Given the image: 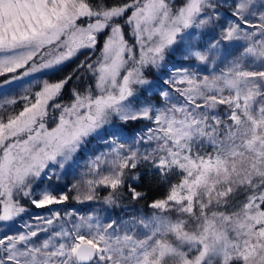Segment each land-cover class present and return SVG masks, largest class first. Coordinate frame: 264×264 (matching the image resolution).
Masks as SVG:
<instances>
[{
  "label": "snow or ice",
  "instance_id": "snow-or-ice-1",
  "mask_svg": "<svg viewBox=\"0 0 264 264\" xmlns=\"http://www.w3.org/2000/svg\"><path fill=\"white\" fill-rule=\"evenodd\" d=\"M78 55L94 87L58 102ZM9 74L0 90L29 86L18 112L17 98L0 100V222L11 230L25 202L50 215L0 235V264H264V0H0ZM92 140L107 150L59 190ZM145 180L168 186L151 216L105 223L51 207L96 201L101 187L107 205L144 200Z\"/></svg>",
  "mask_w": 264,
  "mask_h": 264
},
{
  "label": "rangeland",
  "instance_id": "rangeland-1",
  "mask_svg": "<svg viewBox=\"0 0 264 264\" xmlns=\"http://www.w3.org/2000/svg\"><path fill=\"white\" fill-rule=\"evenodd\" d=\"M175 2V0H174ZM223 11V10H221ZM131 12L129 11L126 15H130ZM201 30H197V32H199ZM204 31H207L206 29ZM131 29L127 26H125V37L126 39L129 40V42H132L133 38L131 36ZM203 39H207V37H203ZM102 43H103V40H102ZM102 43L99 47V50H97L95 53L92 52L91 50H86V54L88 57H92L91 60H88V63H93L95 62L100 56H101V51H100V48L102 47ZM175 57L177 58H180L182 59V57L180 55H176ZM84 58H86L85 55H82V59L81 60H84ZM176 63V65L179 67L180 65H183L184 67H188L189 65L191 64H194V61H188V60H182L180 62H177L176 60L173 61ZM218 71V69H217ZM88 76L90 77V79L92 80V83L91 85L94 87V77H93V74L87 70V68L82 72V77L80 80L79 83L80 84H84L86 85V82L83 81L84 77L85 76ZM202 74H208V73H202ZM10 75L7 76V77H0V85L3 84V81L6 79V78H10ZM38 78H39V74H35ZM149 80H152L151 78L147 77ZM26 80H30L31 78H25ZM19 83V82H17ZM29 85L28 84H23L19 87H14L10 92H9V89L8 87L6 86L5 88H3L2 90H0V100H3L5 98H12V97H15L18 99V103L17 105L14 106L15 110L18 112L20 111L23 106H24V101L20 100L19 97L21 95L24 94V89L26 87H28ZM146 87V86H145ZM167 87V86H165ZM178 87H184V85H178ZM31 88H32V92L34 93L36 90H38V88L36 87V82L35 81H32L31 83ZM88 87H83L82 89H80V91H83L85 89H87ZM5 93L7 95H5ZM147 95H150L152 97V95H154L153 93L149 92L147 93ZM72 99V92L70 94V96H68L67 98H64V96L62 95L59 99L58 102H62V103H69ZM50 113H51V110H50ZM58 114V113H56ZM119 123V122H117ZM143 123V125H146V126H151L148 124V122H141ZM147 129V128H146ZM146 131V130H145ZM99 141V140H98ZM104 147L103 148H99L97 151H93L91 150L90 151V154L87 155V157L89 158L93 153L95 154H99L100 152H103V151H106V146L104 144V142L102 141ZM89 146V145H87ZM88 148V147H87ZM86 150H84L83 152L81 153H78L77 154V157H76V164L75 165H72L71 167L67 166L66 165V170H67V176L64 177L63 179H61L60 181H53V184H55L57 186V188L59 190H62V191H67L68 190V187L71 186V183H74L76 179H78V176H79V173L82 172V171H85L86 168H85V165L87 163V160H83L81 158H84L86 157L84 155V152ZM87 153V152H86ZM71 164V162H70ZM68 186V187H65V186ZM101 189H104V188H99L98 189V197L99 199H97L96 201H91V202H85L83 205H80L79 203H76L75 201H72L71 200L66 204V206H69V207H66L67 209L71 210V209H77L78 206H80L82 208V210H85L84 212L83 211H79V213L81 215H86V214H90V213H93L95 212L98 216L103 214V212H105L108 216L110 215H113L111 217V219H117V218H122V219H129L131 218L133 215L135 216H151L153 210H150V211H147L145 214L139 212L137 215L135 214V210L132 208V206L130 205H126L125 209L124 210H117L116 214H113L110 210L113 209L114 205H107L104 203L103 201V197L106 196L108 193L106 191H100ZM65 206V205H63ZM61 208H64V207H61ZM78 210V209H77ZM109 211V212H107ZM37 215H50L49 213H46V214H34L33 216L31 215H28L27 213L23 215L22 218H17V220L15 222H9V223H13L14 224V227L11 228V230H9V227L7 224H5L4 222H0V235H2L3 233L5 232H8V234H15L17 231H23L24 230V227L23 225L24 224H37L38 222L36 221L35 217ZM102 216V215H101ZM103 222V221H102ZM43 226V225H41ZM41 238H43V234H41Z\"/></svg>",
  "mask_w": 264,
  "mask_h": 264
},
{
  "label": "trees",
  "instance_id": "trees-1",
  "mask_svg": "<svg viewBox=\"0 0 264 264\" xmlns=\"http://www.w3.org/2000/svg\"><path fill=\"white\" fill-rule=\"evenodd\" d=\"M124 2H127V0H107V3L108 4H112V3H124ZM102 40H103V37H101V43H102ZM101 43H100V45H101ZM100 45L97 46V49L94 51V53L97 50H99ZM92 57L91 56L88 57V60H91ZM81 59H82V55H78V57L74 58L73 61H71L69 63V65L66 67L65 71L59 74L60 77H63V76L68 75L70 73H73V70L74 69H77V65H79L80 62L81 61H84L86 58H84V60H81ZM88 60H87V62H88ZM172 60L173 61L176 60L177 62H180L183 59H180V58H177V57L174 56L172 58ZM85 69H86V67L79 68V69L76 70L75 74L73 75L72 80L69 81V83L65 87V91L63 93L64 98H67L68 96H70V94H71V92H72L73 89L80 90L84 86L85 87H88L89 85H91L92 80L90 79V77L88 76V74L83 79V81L86 82V85H84L83 83L82 84L79 83L80 81H82L80 79L82 77V72ZM146 75H147V77H149V78H151L153 80V79L156 78L157 72H156L155 69H153L150 73H147ZM45 78H47V77H45ZM56 78L57 77H52V79H56ZM148 96L151 97L150 95H148ZM152 97H154V95H152ZM129 127H131V126H129ZM135 129H136V131H140L141 129H143L144 131L147 130L146 129V125H143V123H141V122L135 125ZM87 147L88 148H86L85 149L86 151L84 152V155L86 157L81 158L83 160H87L88 159L87 155L90 154V151L91 150L97 151L99 148H103L104 145H103L102 141L92 140V142ZM140 171H143V169H140ZM172 182L175 183L176 180L173 179ZM142 183H143V187L140 190H142V191H144V192L147 193L146 199L140 200V201H131L130 199L125 198L123 200L118 201V203L116 205H114L113 209H111L110 211L113 214H116L117 210H119V211L120 210H124L125 207H126V205H130L135 210V214L136 215L139 212L145 214L147 211L152 210V209H150L148 207V204H150L153 199L163 198L167 194V187H168L167 184L161 183L159 180H152L150 182L147 181V180H145ZM100 191L101 192L102 191H106L108 193V190L107 189H101ZM83 204H80V205H83ZM25 206L28 208L27 214L28 215H31V216H33L34 214H46V213H49L47 208L46 209H36L31 204H29L27 202H25ZM51 207L54 208V209H60L61 207H69V206H66V205L65 206H62V205H54V206H51ZM77 209L80 212L81 211H83V212L85 211V210H82V208L80 206H78ZM107 212H109V211H107ZM101 215H99V216H100L101 220L103 222H105V223L108 222L109 218H111L113 216V215L108 216L105 212H103V214H101Z\"/></svg>",
  "mask_w": 264,
  "mask_h": 264
}]
</instances>
